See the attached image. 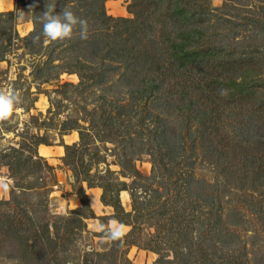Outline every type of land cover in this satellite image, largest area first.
I'll return each instance as SVG.
<instances>
[{
    "label": "rangeland",
    "instance_id": "obj_1",
    "mask_svg": "<svg viewBox=\"0 0 264 264\" xmlns=\"http://www.w3.org/2000/svg\"><path fill=\"white\" fill-rule=\"evenodd\" d=\"M76 2L0 12V92L20 98L0 119V264H264V0H106L109 20ZM46 3L87 39L45 37ZM194 28L204 56L179 67L167 40ZM123 183L136 228L111 240Z\"/></svg>",
    "mask_w": 264,
    "mask_h": 264
},
{
    "label": "trees",
    "instance_id": "obj_2",
    "mask_svg": "<svg viewBox=\"0 0 264 264\" xmlns=\"http://www.w3.org/2000/svg\"><path fill=\"white\" fill-rule=\"evenodd\" d=\"M85 0H77L76 4L78 5H83V2ZM106 0H91V4L93 6L97 5L98 8H100V12L102 14H105L106 16V13H105V7H104V3H105ZM185 11L184 7L181 6V4L179 2H176L175 3V6L174 8H172V12L173 14L177 15L179 14L180 15V20L182 21L183 24H181L182 26L188 22V17L183 15V12ZM1 14V13H0ZM106 18L109 20L111 19L110 16H106ZM125 22H130L129 20L125 19L124 20ZM36 24L38 25V21L36 20ZM185 27V26H184ZM138 29V28H137ZM188 31H186L185 29H182L181 31H178L174 37H169V39L167 40L168 41V44H169V50L171 51V57L174 61H179V67H183L187 64H193V63H197L200 59H202V57L204 56L203 54L201 53H196L195 51L191 50V46H192V43H193V40H194V36L196 34H198V29L197 28H194V29H187ZM10 40V39H8ZM79 76L83 79L84 77L79 73ZM245 76V75H244ZM245 81L242 80V83L240 84H236V82H234V84L237 85V88L239 85L241 86H244L245 85ZM245 87V86H244ZM156 88V87H155ZM239 93H245V90H240L238 91ZM71 129H76L75 127H71ZM79 134H80V141L81 143H84L85 141V137L87 136L86 133L84 131H79ZM39 144H42L44 142H38ZM74 148V146H70V145H65V150H66V162H67V158L69 156V152ZM182 148V147H181ZM180 149V148H179ZM180 150H183L180 149ZM166 151H164L163 153H165ZM162 153V154H163ZM154 163V161H153ZM154 166H155V163H154ZM132 167V176L134 177V183H138V181L142 178V176L140 175V173L138 172L137 169L133 168V165L131 166ZM140 185V182L138 183ZM88 185L90 188L92 187H96V186H101L103 188V194H102V201L104 203L107 202V200L105 199L106 196H107V189L103 187V185H93L90 183V181H88ZM139 188L141 187L138 186ZM125 190V189H128L126 187V183H123L120 188L114 193V198L115 200L110 204L115 212L117 214L114 215V219L119 221L120 223H123V224H126V225H131L132 226V232L131 234H133V232L135 231V225L136 223L132 222V221H125L124 218L122 217V215H124L125 217H130L132 216V214L127 211H125V209L121 206L120 204V201H119V193L121 190ZM136 192L132 191V198H137ZM79 197L81 198V201L84 203V205L86 207H88V198L86 197V195L84 196L83 193H78ZM108 203V202H107ZM106 203V204H107ZM108 205V204H107ZM135 211V209H134ZM121 213V215H120ZM164 213V212H163ZM119 214V215H118ZM121 216V217H120ZM103 218V217H102ZM132 244L135 243V242H131Z\"/></svg>",
    "mask_w": 264,
    "mask_h": 264
},
{
    "label": "clouds",
    "instance_id": "obj_3",
    "mask_svg": "<svg viewBox=\"0 0 264 264\" xmlns=\"http://www.w3.org/2000/svg\"><path fill=\"white\" fill-rule=\"evenodd\" d=\"M23 12V11H21ZM31 6H30V11ZM36 17L42 23V34L50 41H61L70 39L74 35V30L79 25L81 39H87V21L77 17L71 9L64 8L57 12L54 6L46 3V10ZM20 104V98L15 92H0V119L8 118ZM124 225L116 220L107 227L104 222L97 225V230L111 240L119 239L124 232Z\"/></svg>",
    "mask_w": 264,
    "mask_h": 264
},
{
    "label": "crops",
    "instance_id": "obj_4",
    "mask_svg": "<svg viewBox=\"0 0 264 264\" xmlns=\"http://www.w3.org/2000/svg\"><path fill=\"white\" fill-rule=\"evenodd\" d=\"M0 2H2L3 3V6H4V9L3 10H0V12H11V11H15V5H16V3H15V0H0ZM1 5V4H0ZM1 7V6H0ZM25 24H30L29 22H27V21H25L24 22ZM31 25H29V29L27 28L26 30H24L25 32L24 33H26V32H28L29 30H31ZM42 146H45L46 148H50L49 149V154H47V155H44V154H42L41 153V147ZM39 153L42 155V156H44V157H51L52 155H53V153L51 152V147H48V146H46V145H41L40 147H39ZM92 189H95V188H91V190Z\"/></svg>",
    "mask_w": 264,
    "mask_h": 264
},
{
    "label": "bare ground",
    "instance_id": "obj_5",
    "mask_svg": "<svg viewBox=\"0 0 264 264\" xmlns=\"http://www.w3.org/2000/svg\"><path fill=\"white\" fill-rule=\"evenodd\" d=\"M122 196H123V199L124 200H127L128 199V194L126 192H124Z\"/></svg>",
    "mask_w": 264,
    "mask_h": 264
}]
</instances>
